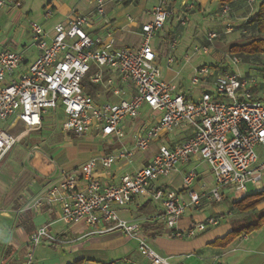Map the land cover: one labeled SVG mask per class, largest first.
I'll use <instances>...</instances> for the list:
<instances>
[{"label": "built area", "instance_id": "1", "mask_svg": "<svg viewBox=\"0 0 264 264\" xmlns=\"http://www.w3.org/2000/svg\"><path fill=\"white\" fill-rule=\"evenodd\" d=\"M10 1L0 0V10ZM109 1L94 0L96 16L106 23L105 35L95 36L87 30L93 16H68L51 32L33 20L30 31L37 55L27 67L21 69L25 62L22 52L0 51V122L9 121L7 127H0V164L16 143L43 128L53 109H63L60 123L66 134L93 135L109 143L119 142L120 146L116 151L66 166L35 144L28 159L35 153L43 154L52 170L41 174L46 185L23 210L38 211L57 204L59 219L66 224H84L96 233L120 230L137 240L148 264H179L151 246L141 222L123 218L119 210L142 197L154 200L161 204L169 235L176 238H192L218 225L219 218L210 216L188 229L178 228L188 206L200 205L204 198L219 201L226 188L247 192L248 183L263 179L264 159L260 160L256 148L264 144V100L255 91L264 90V77L242 72L241 58L230 54L223 66L201 65L190 76L191 86L201 89L198 98L177 92L176 84L162 76L152 41L170 20L177 19L179 26H185L187 10L194 8L196 0H183V16L169 0H158L151 9V19L140 26L139 47L120 48L115 46L106 17ZM246 1L251 9L258 2ZM14 6L20 7L21 2L15 1ZM50 15L49 10L45 16ZM217 16L232 18L231 6L222 5ZM127 18L135 20L130 14ZM228 30H234V26ZM219 36V32L209 31L202 52L209 53ZM177 43L175 35L172 47ZM174 61L170 54L168 63ZM144 106L162 115L154 124L136 127L128 145L122 123L137 121ZM183 126L191 130L186 140L160 144L147 162L124 174L118 183H105L99 176L100 170L131 165L136 153L149 151L162 134L174 133ZM195 159L209 166L214 185L207 193L195 190L199 173L196 167L191 168L183 176L188 194L184 200L161 180ZM44 240H56L47 226L31 233L30 248L20 264H33L35 246Z\"/></svg>", "mask_w": 264, "mask_h": 264}, {"label": "crops", "instance_id": "2", "mask_svg": "<svg viewBox=\"0 0 264 264\" xmlns=\"http://www.w3.org/2000/svg\"><path fill=\"white\" fill-rule=\"evenodd\" d=\"M15 1H20L21 6H14ZM46 1L45 8L47 10L45 11V15L49 10L51 11V15L49 17L45 16V20H43L42 23L37 20L34 21L41 23L46 30L51 32L53 26L57 22L65 21L67 17L71 16L73 13L70 15L72 8L59 3L60 0ZM169 1L171 5L178 9V14H180V16L185 14L184 11H186V9L182 8L183 0ZM214 1L218 3L215 12V15H217L221 7L217 0H196L194 8L188 9L187 13L189 15V12L196 8L204 11L208 3L212 4ZM90 2L94 3V0H90ZM157 2L158 0H112L106 4V17L110 20L116 47H139L141 43L140 26L142 23L148 22L151 19V9ZM260 2L261 0H258L255 7L251 9L246 4V0H235L233 3L235 7L233 12L235 15L229 19H221L218 16L217 18L223 21L221 24H225L224 26L227 29L226 32H230L228 27L234 26L235 24L241 25L244 20H247L249 16H252L258 10ZM22 5V0H11L9 5L0 10V32L6 34H3V37L0 36V51L3 49L14 50L18 45L21 46L22 53L25 56V62L21 66V69H24L35 59L37 54L35 55V51L32 56L29 52V48L33 46V42L32 40L31 42L28 41V39L31 38L30 23L26 22L25 17H29L30 13L22 11ZM95 13V5H88L86 11L83 10L81 13L78 12V14L93 16L92 24L87 27V30L91 34L95 36L105 35L106 23L103 18L97 17ZM54 14L56 15L54 22L49 24L47 20L52 18ZM127 14L132 15L135 20L130 21L127 18ZM168 24L172 27L170 31H168V35L171 38V49L166 56L165 63L162 62V45L160 41H154V43L152 41L153 48L159 54L158 62L162 68V76L166 80L176 84L177 92L183 93L192 99H196L199 97L201 89L185 87V84L179 76L181 74L180 65L182 61L178 56H175L174 53V49L177 47L178 43L175 48L172 47V39L175 35H177L178 39L179 30L184 29L188 23L185 26H179L178 20L173 19L170 20ZM163 34H167L165 28L161 33L157 34L153 40ZM214 48L215 43L212 45L211 51ZM210 52L207 54H212L214 60L213 65L207 64L206 62H199L193 67L190 75H193L196 68L201 65L223 66L230 55V51L226 54H221L218 50L213 53ZM170 54H173L175 57V61L171 65L168 63V56ZM204 54L206 55V53ZM186 57L189 58L187 53ZM241 70L242 72L250 70L251 74H255L254 71L244 65H242ZM255 92L259 98L264 100V90L258 88ZM161 115V111H152L149 107L144 106L143 113L138 121L126 120L122 123L127 132V139H125L124 142L130 144L131 136L136 127L144 124H154ZM129 133H131V135H129ZM190 134L191 130L187 126H183V128L174 133H164L154 141L150 148V153L140 165L134 166V163H132L131 165L114 166L106 171L100 170L99 176L105 183H118L124 174L133 172L147 162L160 144L168 143L174 145L186 140ZM93 138L95 139L97 137L88 135L83 139H79L86 142V145H83L81 149H77L76 146L72 144V140H70L58 142V144L53 143L49 151H45L57 160L64 153H67L72 161L71 164L67 166H74L84 162L90 157L116 151L120 146V143L116 142L107 143L102 148H98L93 144ZM34 155H30L29 159ZM79 156L80 159L78 160L77 158ZM2 163L0 164V176L1 182L3 183L2 187H0V264H20L30 248L31 233L41 226H47L56 240H44L40 243L42 245L38 244L35 246L33 264H148L146 259L138 252L137 240L129 237L120 230L96 233L91 232L90 227L84 224H66L59 219V207L57 204L44 206L38 211L23 210L24 205L46 185L41 174L49 173L52 170L50 163L43 154L37 158V164L43 167H23L17 173L13 167H1ZM204 165L211 173L209 166L205 162L195 159L190 161L186 166H180L169 176L163 178L161 184L177 190L180 197L187 200L188 194L183 184V176L189 169L196 167L199 177L193 188L207 193L213 187V184L208 186L209 183H207V178L205 176L207 171L203 167ZM22 171L27 172V179L25 180L22 179V175L20 174ZM38 172L40 174H38ZM9 173H11L10 177L6 176L4 178V176L9 175ZM211 178L213 179L212 173ZM178 180L181 181V183L177 185L176 183ZM19 181H23L20 187L18 185ZM230 200L231 199H229L223 191V196L219 201L210 202L204 198L200 205L188 206L186 212L179 219L178 228L188 229L195 223L204 221L210 216L218 217L220 223L213 226L214 228L211 227L213 229L209 228L206 230L210 231L199 236V238L193 242H188L172 249L166 246L167 243L171 241L163 238L165 231L160 228L162 226L160 224L165 222L162 207L158 211L153 210L149 212V214L143 215L142 213L148 211L150 206L146 201L144 203H138L137 201L127 207L121 208L119 213L123 218L130 221L141 222L145 233L148 234L151 232L158 240L161 247L172 251V254L168 255L171 261L172 257H179L177 261H173L175 263L183 264L181 260L183 258L182 256L184 253H188L186 255L188 257L186 260L187 262L194 257L193 254H197L204 258L202 260H192L191 264H264V225L260 229L254 230L249 234H243L225 248L210 245L212 241L219 237H223L234 227H240L245 224L244 220L240 221V218H244L246 216L245 214L248 212H239L232 209ZM260 207L264 208V203L258 206V208ZM131 208H136L137 212L134 213ZM234 216L241 217L233 218ZM156 228L160 229L155 230ZM255 234L258 235L255 236ZM36 247L38 248L36 249ZM164 249L162 250L165 251ZM205 249L209 252L206 256L202 254V251ZM162 255L167 256L165 253ZM174 255L177 256L175 257Z\"/></svg>", "mask_w": 264, "mask_h": 264}, {"label": "rangeland", "instance_id": "3", "mask_svg": "<svg viewBox=\"0 0 264 264\" xmlns=\"http://www.w3.org/2000/svg\"><path fill=\"white\" fill-rule=\"evenodd\" d=\"M55 1V0H54ZM23 5H22V11L29 12V17H25L26 22L30 23L32 20H37L39 22H43L45 20V11L47 10L45 8V5L47 3L46 0H22ZM61 4H65L67 7H71L72 11L70 15L78 14V12L81 13V11H86L87 6H94L95 4L90 2V0H60ZM218 3L214 1L212 4L208 3L206 6V10L201 11V9H194L191 12H189L188 18L189 22L188 25L184 28L179 30V36H178V45L174 49L175 56H178L181 59V74L179 75L185 84V87H193L194 89L197 87L191 86V83L189 81V77L191 76L190 74L192 73L193 67L199 63V62H206L207 64H213L214 60L212 57V54H204L202 52V47L206 44V34L213 30L220 33V36L217 38L215 41V48L211 51L212 53L215 51H219L221 54H226L229 53V48L235 44H245L253 40L254 38L257 37L256 31H254L252 28L248 27L247 28V21L252 17L249 16L247 20H244L242 24L234 25V30L230 32H226L225 24H221L223 21L219 20L217 18V15H215V12L217 10ZM48 8V7H47ZM76 10V11H75ZM79 10V11H78ZM78 11V12H77ZM32 19H31V18ZM56 15L54 14L52 18H49L47 21L48 23L51 24L54 22ZM231 20V19H230ZM169 23V22H168ZM166 24L165 30L167 34H163L162 36L155 38L153 40L155 42H159L162 45V62L165 63L166 56L169 53V50L171 49V38L168 35V31L172 28L170 24ZM245 25V26H244ZM3 34L0 32V36L3 37ZM6 35V34H5ZM1 39V38H0ZM31 38L28 39V41L31 42ZM16 51L22 52V47L18 45V47H15ZM36 49L34 46L29 48L30 54L33 56L35 53ZM210 52V53H211ZM186 53L188 54L189 58L186 57ZM37 54V51L35 55ZM249 67H256L257 66H264V55L261 56H253V57H248L247 58ZM252 65V66H251ZM251 70H254L253 68ZM258 72V71H257ZM190 75V76H189ZM179 77V78H180ZM49 116V117H48ZM44 121V127L39 130V131H34L31 132L30 135H28L23 141L16 143L13 148L10 150V152L7 154L6 158L4 159L1 167H13L14 170L19 172L23 167H43L37 164V158L41 156L39 153H35V155L31 158L28 159V152L29 150L35 145L39 144L40 147L47 152L50 149V146L55 143L58 144V142H66L72 140V144L76 146L77 149H81L83 145H86L84 141L79 140L83 139L85 137H78L76 135H67L64 130H62L60 120L63 118V109L59 108L58 110H52L51 114H49ZM138 121V120H137ZM9 124L8 122L2 121L0 122V127L4 128L7 127ZM132 131V130H131ZM130 131V132H131ZM131 135V133H129ZM127 139V138H126ZM93 144L96 145L98 148H102L105 144L109 143L108 139H101V138H93L92 140ZM92 142H87V143H92ZM128 145H131L128 144ZM257 153L259 155L260 160L264 159V144H259L256 148ZM151 150L147 152H138L136 153L134 157V166L140 165L147 157V155L150 153ZM78 160L80 159V156L77 158ZM58 162L62 165H70L71 160L68 157L67 153H64L62 156L58 158ZM206 169V180L208 186H211V184L214 185L213 179L211 178V173L209 170L206 168V166H203ZM14 171V172H15ZM22 175V179L25 180L27 179V172L22 171L20 173ZM11 173L9 175H5L10 177ZM21 182L19 181L18 185L20 187ZM181 181H177V185L180 184ZM17 184V182H16ZM3 183L1 182V176H0V187H2ZM248 191L247 192H241V193H236L229 188L224 189V193L226 196H228L230 201L236 200L241 198L243 195L246 193H254L258 192L261 190H264V177L263 179L257 183H248ZM15 187V186H14ZM13 187V188H14ZM146 203L149 204V209L145 213H142L143 215L149 214V212H152L153 210L158 211L161 209V204L154 201V200H149L144 197L140 198L138 200V203ZM222 207H224L222 204H220ZM260 207L256 210L250 211L244 218H240V221L244 220V223H249L253 222L256 220V217L260 215L262 212H264V208ZM134 213L137 212L136 208H131ZM241 216H234L233 218H237ZM162 225L160 228L164 229L165 234L163 235V238L170 240L171 242L167 243L168 248H176L181 245H184L185 243H191L199 236L209 232L205 231L201 234H199L196 237L190 238H176L169 236L168 231L166 229V224L165 222L161 223ZM160 228H156L160 229ZM214 228V227H213ZM211 228V229H213ZM167 232V234H166ZM147 234V233H146ZM258 234H255L257 236ZM148 240L153 248H155L160 254L165 253L167 256L169 254H172L171 250H166L163 247L160 246L158 240L155 238V236L149 232L147 234ZM162 238V239H163ZM42 245V244H40ZM38 247H36L37 249ZM138 249V247H137ZM164 249L165 251H163ZM209 249V248H207ZM205 249L202 251L203 255H208L209 252L208 250ZM211 250V249H209ZM139 252V249H138ZM140 253V252H139ZM188 253L183 254V258L181 259L183 264H191L192 260H202L204 259L203 257L198 256L197 254H193V258L189 260L188 262L186 261L188 257L186 256ZM141 255V253H140ZM142 256V255H141ZM171 256V255H170ZM175 257L177 255H174ZM143 257V256H142ZM144 258V257H143ZM179 258V257H178ZM178 258L172 257V261H177ZM147 261V260H146ZM148 262V261H147Z\"/></svg>", "mask_w": 264, "mask_h": 264}, {"label": "trees", "instance_id": "4", "mask_svg": "<svg viewBox=\"0 0 264 264\" xmlns=\"http://www.w3.org/2000/svg\"><path fill=\"white\" fill-rule=\"evenodd\" d=\"M220 5L229 4L232 8V17L235 15L233 12V3L235 0H217ZM247 4V3H246ZM189 22V20H188ZM245 26V25H244ZM247 28L250 27L257 33V37L245 44H235L229 48L231 55H238L241 58L242 64L249 69H254V73L260 77H264V66L249 67L247 58L253 56L264 55V0H261L258 10L247 21ZM207 35V34H206ZM248 62V63H247ZM213 65V64H212ZM252 66V65H251ZM258 71V72H257ZM251 74L250 70L245 72ZM264 203V190L246 193L239 199L231 201V207L239 212H249L256 210L260 204ZM148 205V204H147ZM146 206V205H145ZM264 225V212L256 217L253 222L245 223L243 226L234 227L223 237H219L210 243L214 247L225 248L229 246L234 240L243 234H249L254 230L260 229Z\"/></svg>", "mask_w": 264, "mask_h": 264}]
</instances>
